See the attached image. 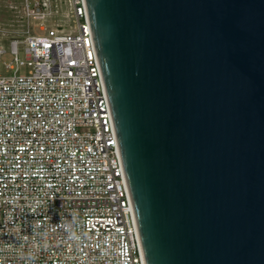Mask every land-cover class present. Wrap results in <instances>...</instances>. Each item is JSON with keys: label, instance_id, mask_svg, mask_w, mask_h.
<instances>
[{"label": "water", "instance_id": "obj_1", "mask_svg": "<svg viewBox=\"0 0 264 264\" xmlns=\"http://www.w3.org/2000/svg\"><path fill=\"white\" fill-rule=\"evenodd\" d=\"M145 264H264V0H84Z\"/></svg>", "mask_w": 264, "mask_h": 264}, {"label": "built area", "instance_id": "obj_2", "mask_svg": "<svg viewBox=\"0 0 264 264\" xmlns=\"http://www.w3.org/2000/svg\"><path fill=\"white\" fill-rule=\"evenodd\" d=\"M50 1L23 12L47 18ZM70 3L76 32L13 38L0 69V264H145L86 6Z\"/></svg>", "mask_w": 264, "mask_h": 264}, {"label": "rangeland", "instance_id": "obj_3", "mask_svg": "<svg viewBox=\"0 0 264 264\" xmlns=\"http://www.w3.org/2000/svg\"><path fill=\"white\" fill-rule=\"evenodd\" d=\"M24 0H0V44L5 53L0 61L2 73H11L6 69V64L13 61L14 55L11 52V40L13 38H25L30 34H44L45 27H57L64 31L78 30L77 21L72 15L70 0H51L48 3V10L51 15L44 19L27 16L23 12ZM30 32V34L28 33ZM24 44H20L19 55L25 58ZM26 67L21 68V73H27Z\"/></svg>", "mask_w": 264, "mask_h": 264}, {"label": "clouds", "instance_id": "obj_4", "mask_svg": "<svg viewBox=\"0 0 264 264\" xmlns=\"http://www.w3.org/2000/svg\"><path fill=\"white\" fill-rule=\"evenodd\" d=\"M78 221L75 217V215L73 216V221L71 224H66L65 227L68 229V232H69V236L68 238L70 240H73V241H76V242H79V240L81 239V234H79L75 228L73 227V225H78Z\"/></svg>", "mask_w": 264, "mask_h": 264}]
</instances>
